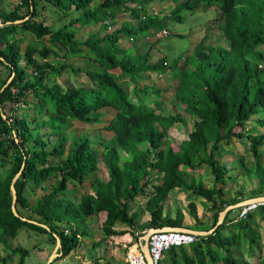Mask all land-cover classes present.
<instances>
[{
  "label": "trees",
  "instance_id": "16d2710c",
  "mask_svg": "<svg viewBox=\"0 0 264 264\" xmlns=\"http://www.w3.org/2000/svg\"><path fill=\"white\" fill-rule=\"evenodd\" d=\"M39 1L43 2L44 10L50 5L80 15L55 29L39 14ZM153 1L156 0H101L93 7L95 0L67 3L20 0L10 11L0 9L1 245L16 238L24 228L50 235L55 245L56 234L62 246L58 260L64 259L80 247L78 236H89L88 222L92 217L105 216L101 225L104 237L99 244L127 233L115 229L118 225L136 228L140 213L131 212V204L139 196H146L145 208L150 215L148 223L141 228H186L180 211L175 217L168 210L164 214L171 194L181 190L191 191L210 205L207 209L212 223L206 229L196 204L190 203V215L198 225L193 230L214 231L199 236L188 247L168 250L164 262L253 264L251 259L258 250L263 254L258 264H264L258 220L264 221V205L244 218H239L242 208L230 210L218 225L221 213L229 206L264 197V132L255 134L247 128L253 116L264 112V0H180L162 19L152 15L143 21L136 5L146 6ZM204 7L218 10L219 36L227 43L207 45L206 34L196 47L195 58L187 61L181 71L175 90L177 107L185 111L193 127L176 151L169 140V130L177 123H184V114L159 110L162 89L154 84L139 86L138 83L177 68L184 56L173 59L172 63L166 56L152 61L149 51H127L122 48V42L124 38L132 43L138 38L145 39L151 32L165 28L172 19L184 21L180 15L182 9L195 13ZM124 13L139 19L138 24L126 22L111 33L103 30L105 21L118 19ZM19 20L24 22L16 23ZM88 25L104 26L78 41L77 32ZM27 35L34 37L35 42L23 49ZM82 53L91 56L101 71L75 68L68 62ZM66 72L86 75L91 86L75 87L69 80H56L55 77ZM131 84L134 92L127 88ZM152 94L153 105L148 101ZM105 109L111 114L116 111L106 124ZM72 121L83 124L87 133L71 138L62 131ZM45 129L49 130L48 134L44 133ZM104 129L112 133L110 139H99ZM234 139L248 140L258 185L249 197L240 192L228 200L225 189L218 185L226 186L225 175L232 174L233 169L222 165L219 156L226 153L224 144ZM100 162L105 164L109 180L96 178V193L74 202L68 197L70 184H84L98 172ZM203 164L210 168L214 185L210 188L203 184L188 185L184 174ZM19 173L14 184L18 194L19 216H16L12 210L11 187ZM51 181L54 182L50 191L40 195L37 191L45 192L46 184ZM21 209L30 215L23 216ZM22 218L44 224L50 230ZM68 228L70 233L66 234ZM244 247L249 258L240 256ZM10 252L20 255L17 264H24L29 256V251L22 247ZM0 264L11 263L8 257L0 255Z\"/></svg>",
  "mask_w": 264,
  "mask_h": 264
},
{
  "label": "rangeland",
  "instance_id": "374dc122",
  "mask_svg": "<svg viewBox=\"0 0 264 264\" xmlns=\"http://www.w3.org/2000/svg\"><path fill=\"white\" fill-rule=\"evenodd\" d=\"M68 0H64L67 3ZM101 0H95L93 3V7L97 5V2ZM180 2V0H165L164 2L159 4L160 12H164L169 14L171 9ZM20 3V0H0V9L4 11H10L15 7L17 4ZM43 2L39 1L38 4V11L42 18L46 17L47 24L53 25L55 29L60 28L65 22L69 23L73 20L74 17L80 15L79 13L68 10H58L50 5L43 9ZM92 7V8H93ZM53 8L55 10H53ZM69 8V6H68ZM207 7L202 8L201 10L193 13L188 10L182 9L180 11V15L184 17V21H175L174 19L170 20V22L166 25L171 32L169 38L161 40L158 43H148L145 41L144 38H138L135 42H130L127 38H124L126 42L122 43V48H125L127 51H139L140 53H145L147 51L150 52V58L152 61H157L160 58L166 56L168 57V61L172 63L173 59L177 57L184 56L186 60L179 63L177 68L168 71L164 76L160 79H153L150 81V78H146L145 81H140L138 83L139 86H149V84H154L158 89H162L163 92L162 97L159 98L161 102V106L159 110H163L166 113L173 114L174 111H179V113H183L185 116V121L182 124H175L173 128L169 130V140H171L174 149L177 151L182 142L188 139V134L192 130L193 124L192 120L187 117L185 111H182L178 108V103L176 101L175 90L179 86L180 78H181V71H184L186 68V63L190 59L193 60L194 53L196 50L197 45L201 42V40L206 37L207 34V45H221L226 44L227 42L224 41L219 36V30L217 28L216 19L218 17V10L214 7L210 11L207 10ZM62 15V16H61ZM64 15L68 16L67 18ZM45 18V19H46ZM162 19L163 16H160ZM40 19V18H39ZM135 20V21H134ZM132 24H138L139 20L134 19ZM0 21V26H1ZM165 26V27H166ZM100 25H88L82 28L83 34L80 36V40H85L90 34L95 33L98 29H100ZM32 40V39H31ZM29 40V41H31ZM213 42V43H211ZM26 45H23L25 49ZM71 62L75 68H83L86 70H90V72L96 71L93 69V64H85L82 62L80 58L74 57L68 60ZM59 62V61H56ZM189 68V67H188ZM101 71V69L99 70ZM98 71V72H99ZM102 73V72H101ZM69 74V75H68ZM86 75L80 74L77 75L73 72H66L61 77H55L57 81L69 80L75 87H90L91 81L87 77L86 80L84 79ZM63 79V80H62ZM128 90L130 89L132 92L135 91V87L133 84L127 86ZM133 94V93H132ZM154 95L152 94L149 98V104L153 105L152 101L154 100ZM33 99V98H32ZM36 99H33L35 102ZM147 100V99H146ZM24 109V108H22ZM30 109V108H29ZM109 109H105L106 112L103 122L106 124L111 120L112 117L115 116L116 111L112 114L109 112ZM9 111V110H8ZM112 111V110H111ZM38 112V110H36ZM103 112V113H104ZM84 125L78 121H72L71 125L68 124L63 126L62 131L70 134L71 138L78 136L79 133H87V131L83 130ZM100 128H103L101 126ZM253 133L258 134L264 132V112L253 116L250 123H248L247 127ZM49 133L48 129L44 130V133ZM88 134L92 135V133ZM112 133L106 131L101 132L99 139H110L112 137ZM223 149L226 151L223 155L219 156L222 165H226L230 169H233L232 174H226V186L222 184L218 185V187H222L225 189V199L231 200L235 198L240 192H242L245 196L251 195V193L256 189L258 185V179L253 174L254 173V157L249 150V142L248 140H237L234 139L230 143H225ZM264 152V147L262 148ZM186 170L185 168H183ZM252 173V174H251ZM184 177L188 183V185H200L203 184L207 187H212L214 185V177L210 168L203 164L199 166L195 171H190L184 174ZM96 178H100L103 181L109 180V173L108 170L103 162L99 163V170L96 174L92 175L88 180L85 181L84 184L78 185L74 184L73 182L69 186L68 190V197L72 198L74 202H79L80 198L86 194H95L98 186L96 185ZM54 181H51L46 184V190L43 192L42 190H38L40 195L46 194L50 191L52 184ZM153 190V189H152ZM33 198V197H32ZM146 196H139L132 204V211L131 212H139V225L134 229H128L127 231H133L132 235H137L138 237H145L147 235L150 236L154 230L158 229H149V228H141L148 223L150 219V215L146 212L145 204H146ZM250 200V199H249ZM194 202L197 206V213L201 223L207 227L206 229L211 228L212 218L211 212L207 209L210 205L205 202L204 199L200 197L193 196L191 191L185 192L181 190H177L173 192L168 199V202L165 206V212L167 210L170 212L172 217H175L176 214L180 211L184 215V222L183 225L187 227H192L194 229H198V225L196 220H194L190 215V203ZM245 202V201H244ZM243 203V202H242ZM243 205V204H242ZM240 205L239 207H241ZM247 206L243 205L242 209ZM21 213L23 216L28 217L30 213L25 210L21 209ZM104 215L99 217H92L90 218L88 225H89V232L90 235L88 237L81 239L82 248L81 250H74L69 256L65 259H60L55 264H82L81 259L84 258V255L88 258H94L96 256L97 250L94 247V243L103 238V234L101 231V225L104 220ZM261 223V233H262V243H263V253H264V221L262 218H258ZM164 229V228H163ZM102 240V239H101ZM105 242L102 243V245ZM106 249L108 253H104V257L110 260L113 259V263H117V258H124L127 249H124L121 244H112L109 243L106 245ZM102 246V247H103ZM16 247H22L29 251V256L25 258L24 264H48L50 262V258L52 257V250L55 248L54 243L51 240V236L48 234H41L33 230L29 229H22L19 231V234L16 238L10 239L6 245L0 244V255L9 258V262L11 264H17L20 261V255L15 254L11 255L10 250ZM117 248L122 249L118 252L117 258L113 255V252L109 255L111 251H117ZM100 253V252H99ZM50 255V257H49ZM262 253L260 251H256L255 256L251 259L253 264H258V261L262 257ZM240 256L244 258H249L250 254L246 247H244L240 251ZM56 255H53L55 258ZM63 260V261H62ZM125 263V262H124ZM162 264H167V262L161 261Z\"/></svg>",
  "mask_w": 264,
  "mask_h": 264
},
{
  "label": "built area",
  "instance_id": "2783aa9c",
  "mask_svg": "<svg viewBox=\"0 0 264 264\" xmlns=\"http://www.w3.org/2000/svg\"><path fill=\"white\" fill-rule=\"evenodd\" d=\"M142 9V7H139ZM155 11V8L149 9L147 12H143V19L146 16L150 15ZM108 29L113 30V24L111 22L107 23ZM169 34L167 29H163L154 34V39H161L167 37ZM47 61V60H46ZM258 204L249 205L241 212V218L246 217L247 213L253 209H256ZM198 240V237L195 234L170 229V230H157L152 233L149 240V253L151 257V264H160L161 260L164 257V253L173 248V247H181L188 246L193 244ZM126 262L128 264H147L146 256L142 250V243L136 245L132 248H129L126 253Z\"/></svg>",
  "mask_w": 264,
  "mask_h": 264
},
{
  "label": "crops",
  "instance_id": "0c3cea01",
  "mask_svg": "<svg viewBox=\"0 0 264 264\" xmlns=\"http://www.w3.org/2000/svg\"><path fill=\"white\" fill-rule=\"evenodd\" d=\"M160 8V7H159ZM162 13H163V15L165 16L166 15V13H164L163 11H162ZM134 19H136V17L135 16H132V14L131 13H125L124 14V17L121 19L122 21H123V23H126V22H132ZM135 21V20H134ZM133 25V24H132ZM134 25H135V23H134ZM78 34H77V37H76V39L78 40V41H82V40H80L79 38H80V36L83 34V32H82V30H79L78 32H77ZM32 39V40H31ZM29 40H31V41H29ZM35 39H34V37H32L31 35H27L26 36V40H25V42H24V44L27 46V45H29L30 43H34L35 41H34ZM23 44V45H24ZM26 48V47H25ZM24 49V48H23ZM83 55H78V56H74V57H77V58H80L81 59V61L82 62H85V64H87V63H89V64H93V69H96V71H99L101 68H100V66L94 61V60H91L90 59V57L91 56H89V55H85L84 53H82ZM73 57V58H74ZM69 75V74H68ZM86 78H87V76L84 78L85 80H86ZM82 87H84V86H82ZM113 118V117H112ZM111 118V119H112ZM186 228H183V229H186V230H191V231H193V228L192 227H187V226H185ZM69 229V228H68ZM115 229H117L118 231H127L128 229H130V228H128L127 226H124V225H118V227H116ZM132 233H133V231L131 230V232H129V231H127V233L124 235V236H121V237H119V236H116V237H111L110 239H108L103 245H107L108 243L110 244V245H112V244H121L122 245V247L124 248V249H127V247H128V245L129 246H131L132 244H133V242L134 241H137V239H135L136 238V236H138V234L136 235H132ZM90 235V234H89ZM140 239H141V241H143V239L141 238V237H139ZM138 238V240H139V242H140V239ZM102 239V238H101ZM100 239V240H101ZM100 240H98L97 242H95L94 243V247H95V249L97 250V253H96V256H94V258H87L85 255H84V258L83 259H81V261H82V264H127L126 263V261H125V259L124 258H117V254H118V252L120 251V250H122V249H120L119 250V248H117V251H111V252H109V255L113 252V255H115V257L117 258L116 259V262L117 263H113V259H107L106 257H104V253H108V251L107 250H109V249H111V247H109V249H106L107 247L106 246H103L102 245V243L101 244H99V241ZM103 246V247H102ZM54 249L52 250V252L50 253V255L52 254V257H53V255L55 254H57V252H59V247H58V245H55L54 244ZM81 248H82V244L80 245V247L78 248V250H81ZM100 252V253H99ZM126 254V253H125ZM124 254V255H125ZM50 255H49V257H50ZM52 257L50 258V261H51V259H52ZM65 259V258H64ZM63 261V260H62ZM125 262V263H124Z\"/></svg>",
  "mask_w": 264,
  "mask_h": 264
},
{
  "label": "clouds",
  "instance_id": "9594fccd",
  "mask_svg": "<svg viewBox=\"0 0 264 264\" xmlns=\"http://www.w3.org/2000/svg\"><path fill=\"white\" fill-rule=\"evenodd\" d=\"M165 0H156V1H153V2H151V3H149V4H146V6H144V5H142V4H140V5H136V7H137V9L140 11V17H141V19L143 20V21H145L148 17H150V16H152V15H157V16H163L164 17V15H163V13L162 12H160V10H159V4L160 3H162V2H164ZM173 1V0H172ZM142 7V9H140L139 7ZM175 7V6H174ZM173 7V8H174ZM151 8H155V11L154 12H152L150 15H148V16H146V18L145 19H143V17H142V15H143V12H147L149 9H151ZM172 8V9H173ZM214 8V7H213ZM213 8H211V9H213ZM171 9V10H172ZM211 9H209L208 11H210ZM201 10V9H200ZM199 11V10H198ZM171 12V11H170ZM125 14V13H124ZM124 14H123V16L122 17H117L118 19H115V20H113V19H109V20H107V21H105L104 22V25H100V29H98L95 33H97V32H99V31H101V29H102V27L104 26V29L103 30H105L107 33H111V32H114L116 29H119L124 23H123V21L121 20L123 17H124ZM170 14V13H169ZM169 14H166L165 16H167V15H169ZM137 20H139V19H137ZM108 22H111L112 24H113V30H109L108 29V26H107V23ZM170 22V21H169ZM168 22V23H169ZM134 25V24H133ZM2 26V25H1ZM0 26V27H1ZM95 26V25H94ZM163 29H167L168 30V32H169V34H168V36L167 37H165V38H161V39H154L153 38V36H154V34L155 33H157L158 31H160V30H163ZM170 35H171V32L169 31V29H168V27L166 26L165 28H162V29H159V30H157V31H153V32H151L146 38H145V41L146 42H148V43H157V42H160L161 40H164V39H167V38H169L170 37ZM83 41V40H82ZM81 42V41H80ZM124 43L126 42V40L125 41H123ZM122 42V43H123ZM184 60H185V57H184ZM82 68V67H81ZM164 76V74H160V75H158V76H156V77H154V79L156 78V79H160V78H162ZM12 79V78H11ZM10 81V80H9ZM246 201V200H245ZM241 203V202H240ZM239 204V203H238ZM258 204V206L259 205H264V203H257ZM250 205H252V204H250ZM233 206V205H232ZM246 207H249V205H247V206H245L244 208H246ZM239 208H242V207H239ZM243 208V209H244ZM258 208V207H257ZM256 208V209H257ZM243 209H242V211H243ZM256 209H253V210H256ZM253 210H251V211H253ZM241 211V212H242ZM251 211H249V212H251ZM248 212V213H249ZM247 213V214H248ZM240 216H241V214H240ZM239 218H241V217H239ZM27 219V218H26ZM29 220V219H28ZM36 222V221H35ZM168 228V227H167ZM170 229H173V228H170ZM170 229H166V228H164V229H158V230H170ZM182 229V230H181ZM181 229H176V230H181V231H186V232H189V233H192V234H195L197 237H198V239H199V236H205V235H198V234H196V233H194V231H196V230H193V231H191V230H186V229H183V228H181ZM155 231H157V230H155ZM155 231H153V232H155ZM213 231V230H212ZM197 232H202V231H197ZM204 232V231H203ZM211 232V231H210ZM70 233V230L69 229H67L66 230V234H69ZM56 235V234H55ZM54 235V236H55ZM151 235H152V233H151ZM151 235H150V237H151ZM57 236V235H56ZM80 239H82V238H85V237H81V236H78ZM136 237H138V236H136ZM56 238V237H55ZM59 238V237H58ZM139 238V237H138ZM142 239H143V237H141ZM60 239V238H59ZM140 239V238H139ZM149 240H150V238H149ZM198 241V240H197ZM196 242V241H195ZM194 242V243H195ZM140 243H142V250H143V252H144V249H145V242H144V240L143 241H141V239H140V242H139V240H137V241H134L133 242V244L131 245V246H129L128 245V247H127V252H128V250H129V248H132V247H134V246H136V245H139ZM56 245H57V239H56ZM192 245V244H191ZM188 246H190V245H188ZM188 246H181V247H188ZM148 248H149V242H148ZM173 248H180V247H173ZM172 249V248H171ZM170 250V249H169ZM168 251V250H167ZM166 251V252H167ZM126 252V253H127ZM165 252V253H166ZM165 253H164V255H165ZM145 254V253H144ZM62 256V246H61V248L59 249V252H57V254H56V257L55 258H53L52 257V259H51V261L48 263V264H55L57 261H59L58 259L60 258ZM146 256V255H145ZM66 258V257H65ZM164 258V257H163ZM146 259H147V257H146ZM125 261H126V254H125ZM162 261V260H161ZM127 263V262H126ZM161 263V262H160ZM128 264V263H127ZM147 264H148V260H147Z\"/></svg>",
  "mask_w": 264,
  "mask_h": 264
},
{
  "label": "water",
  "instance_id": "95a60500",
  "mask_svg": "<svg viewBox=\"0 0 264 264\" xmlns=\"http://www.w3.org/2000/svg\"><path fill=\"white\" fill-rule=\"evenodd\" d=\"M22 22H24V20H23V21H22V20H21V21L19 20V21H17L16 23H22ZM11 80H12V79H10V81H11ZM10 81H9V82H10ZM6 86H7V85H6ZM3 117L6 119V115L3 114ZM20 174H21V173H19V174L16 176V178H15L14 181H13V185H12V187H11L12 195H13V205H12V210H13V212L15 213L16 216H19V214H18V212H17V207H16V204H17V201H18V194H17V191H16V188H15L14 184H15L16 181L18 180ZM257 203H264V197L253 198V199H250V200H246L245 202L243 201V203L241 202V203H239V204H236V205H233V206H229L224 212L221 213L220 218H219L218 225H220V224L224 221V219H225L227 213H228L230 210H233V209L239 208V206L242 205V204H243V205H250V204H257ZM243 205H242V206H243ZM242 206H241V207H242ZM22 219H23L24 221H28V222H30V223H33V224H36V225H40V226H42V227H44V228L50 230V229H49L46 225H44V224H40V223H38V222H35V221H32V220H28V219H26V218H22ZM166 229H170V228H166ZM173 229H181V228H173ZM152 230H154V229H152ZM181 230H182V229H181ZM154 231H155V230H154ZM213 231H214V230H213ZM213 231H211V232H197V231H194V233H196V234H198V235H208V234L212 233ZM150 235H151V234H150ZM55 237H56V239H57V245H58V247H59V249H60V248H61V241H60V239L58 238V236L55 235ZM149 238H150V236L147 235V236L143 237V240H144V242H145L144 253H145L146 257H147L148 264H151V257H150L149 248H148Z\"/></svg>",
  "mask_w": 264,
  "mask_h": 264
}]
</instances>
